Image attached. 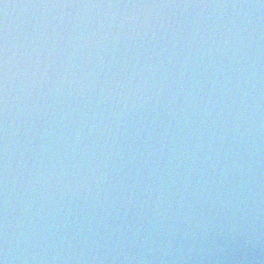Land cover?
I'll return each instance as SVG.
<instances>
[{
	"label": "water",
	"instance_id": "95a60500",
	"mask_svg": "<svg viewBox=\"0 0 264 264\" xmlns=\"http://www.w3.org/2000/svg\"><path fill=\"white\" fill-rule=\"evenodd\" d=\"M0 264H264V0H0Z\"/></svg>",
	"mask_w": 264,
	"mask_h": 264
}]
</instances>
